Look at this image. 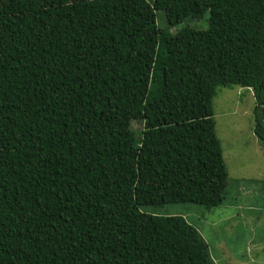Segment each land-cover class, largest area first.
<instances>
[{
	"label": "trees",
	"instance_id": "1",
	"mask_svg": "<svg viewBox=\"0 0 264 264\" xmlns=\"http://www.w3.org/2000/svg\"><path fill=\"white\" fill-rule=\"evenodd\" d=\"M235 86L264 147V0H0V264H214L142 210L224 202L213 100Z\"/></svg>",
	"mask_w": 264,
	"mask_h": 264
},
{
	"label": "rangeland",
	"instance_id": "2",
	"mask_svg": "<svg viewBox=\"0 0 264 264\" xmlns=\"http://www.w3.org/2000/svg\"><path fill=\"white\" fill-rule=\"evenodd\" d=\"M44 3L50 0H41ZM72 2L79 0H54ZM153 3L154 0H147ZM157 25L168 27L164 11L156 12ZM210 12L188 19L172 29L207 30ZM256 100L253 89L218 88L213 100L214 120L229 174L227 193L220 206L195 203L167 205L142 211L182 216L194 226L208 247L214 264H264V147L254 133ZM134 130L143 125L134 123Z\"/></svg>",
	"mask_w": 264,
	"mask_h": 264
},
{
	"label": "crops",
	"instance_id": "3",
	"mask_svg": "<svg viewBox=\"0 0 264 264\" xmlns=\"http://www.w3.org/2000/svg\"><path fill=\"white\" fill-rule=\"evenodd\" d=\"M243 90V89H242Z\"/></svg>",
	"mask_w": 264,
	"mask_h": 264
}]
</instances>
